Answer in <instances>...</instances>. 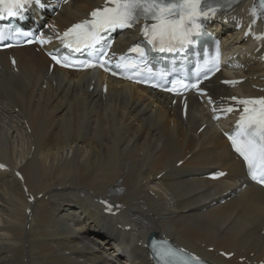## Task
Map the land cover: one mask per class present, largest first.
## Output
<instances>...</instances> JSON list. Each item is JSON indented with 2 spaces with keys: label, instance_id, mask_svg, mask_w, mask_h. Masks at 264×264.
Returning a JSON list of instances; mask_svg holds the SVG:
<instances>
[{
  "label": "bare ground",
  "instance_id": "1",
  "mask_svg": "<svg viewBox=\"0 0 264 264\" xmlns=\"http://www.w3.org/2000/svg\"><path fill=\"white\" fill-rule=\"evenodd\" d=\"M19 67L18 74H10L0 66V160L10 170L19 169L28 192L74 199V206H65L63 212L75 211L78 220L91 196L123 203L125 213L139 220L127 223L131 234L145 236L152 228L163 227L167 236L190 250L198 245L231 248L264 262V233L258 231L264 220L257 218L255 204L237 202L228 211L222 206L199 213L203 207L193 208L204 199L197 193L208 186L178 180L195 167L200 154L197 123L189 120L184 126L177 115L167 117L132 87L108 84L100 90L82 76L76 81L53 74L45 80L44 73L27 64ZM260 67L251 65L255 72ZM212 131L207 128L201 134L203 142L225 146ZM181 160L184 164L175 170ZM207 164L233 168L232 179L214 191L241 180L228 150L206 157L203 165ZM167 170L169 174L156 180ZM250 196L262 199L260 191ZM28 207L30 218L24 214ZM150 214L157 220L152 221ZM65 219H51L40 201L27 204L21 183L0 173V264H128L121 254L116 258L115 251L106 255L110 245L96 246L84 229L71 231ZM110 236L103 238L105 242H114ZM131 254L145 264L140 249L134 246Z\"/></svg>",
  "mask_w": 264,
  "mask_h": 264
},
{
  "label": "snow or ice",
  "instance_id": "2",
  "mask_svg": "<svg viewBox=\"0 0 264 264\" xmlns=\"http://www.w3.org/2000/svg\"><path fill=\"white\" fill-rule=\"evenodd\" d=\"M42 0H0V20L10 18H22L29 6H39ZM218 7H213L208 0H104L103 6L94 8L88 13V18L72 24L63 33H57L56 39L67 54L61 56L52 52L47 53L51 60L61 67L89 69L100 67L111 75H119L124 79L137 83H149L151 80L164 79L169 75V71L175 72L173 66L170 70L159 69L154 71L147 67V57L149 51L159 53L179 54L186 46L192 45L194 37L202 34L203 21L209 20L216 15ZM254 17L252 24L256 23V18L264 15V0H260V9L255 7L251 10ZM143 19L145 24L141 28V34L149 48L136 44L130 49V55L121 54L115 57L113 65L108 59L112 41L106 37L108 32L116 29L132 28L135 23ZM251 25L249 26L250 34ZM16 31L21 36H31V33L20 32L13 29L11 25L0 27V40H4L6 35ZM257 41H264V33L254 35ZM33 40L29 39L28 43ZM38 42L41 45L50 43V39L43 36ZM11 46V45H7ZM97 53L98 59L79 60L74 54ZM134 54V55H132ZM115 55V54H113ZM15 64V60L12 61ZM173 65L175 61L173 60ZM207 70V72L219 71V49L217 55L211 59H205L202 65L197 66V72ZM205 79L208 75L205 74ZM238 81H223L225 84H234ZM201 81L197 79L190 85L182 82L173 83L172 87H165L164 90L175 95H182L183 91L195 89L201 95H207L199 88ZM153 87H159L157 83H152ZM232 103L226 108L217 109L213 107V119H220L222 115L238 112V119L232 131L224 132L231 144L233 151L242 160L247 170V175L251 180L264 186V97L240 98L237 96L228 97ZM209 104H215L211 97ZM186 107V105H185ZM4 165H0L3 168ZM19 175V173H17ZM226 175L219 172L213 179ZM107 204V202L102 201ZM111 211V207L107 208ZM161 264H202L199 257L185 252L183 249L161 246L156 253ZM231 256V253H222Z\"/></svg>",
  "mask_w": 264,
  "mask_h": 264
}]
</instances>
